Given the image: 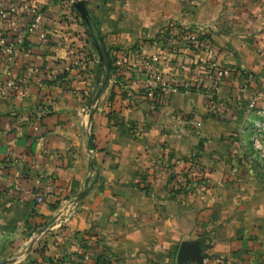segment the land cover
Returning a JSON list of instances; mask_svg holds the SVG:
<instances>
[{"label":"crops","instance_id":"1","mask_svg":"<svg viewBox=\"0 0 264 264\" xmlns=\"http://www.w3.org/2000/svg\"><path fill=\"white\" fill-rule=\"evenodd\" d=\"M32 1L44 12L40 27L13 59L0 50V259L176 264L180 243L197 241L202 264H264V130L256 148L252 127L264 118V0H83L106 48L134 74L139 44L174 84L208 76L209 61L230 70L214 97L201 87L159 104L136 94L130 108L109 100L110 77L91 116L99 57L84 23L66 0ZM168 22L203 29L211 52L182 48L183 66L165 52L152 61ZM27 64L36 78L5 89ZM189 157L208 174L205 190L137 186L158 165ZM49 179L36 203L32 192Z\"/></svg>","mask_w":264,"mask_h":264},{"label":"built area","instance_id":"2","mask_svg":"<svg viewBox=\"0 0 264 264\" xmlns=\"http://www.w3.org/2000/svg\"><path fill=\"white\" fill-rule=\"evenodd\" d=\"M43 19L44 12L42 8L32 0H0V50L9 56V58L13 59L17 48L22 46L30 38L33 31L40 27ZM9 32L15 34L13 42H8L6 38ZM203 33L206 34L207 32L200 28H183L174 22H168L156 38L158 43L156 42L155 52L150 59L157 61L159 59V53L165 52L173 56V63L175 61L177 66H183L177 60V55L182 48L189 51L198 50L209 54L213 47V41L210 35L208 39H201L199 35ZM136 51L139 55V60L142 62V66L139 72H137L138 74L130 72V68L123 55L117 54L116 51L110 50L109 52L116 72L122 76L120 90L125 93L121 97V100L125 105L136 103V94H142L147 98L155 96V100L158 103H164L171 92L189 91L193 85L198 88L201 87L208 96L214 97L223 80L230 75L228 68L218 66L213 61H209L207 63L209 70V73H207L208 76L198 72L194 74L191 80H183L174 84L164 80L159 71L149 63L145 45L139 44ZM173 65L176 66V64ZM69 68V66L65 67V69ZM37 74L38 69L27 64L25 66V72L17 80L8 77L3 87L5 89H10L14 86L24 88L29 84L31 78H36ZM131 74L132 78L130 79L129 76ZM128 88L133 89L134 95L128 92ZM256 100L257 97L255 96L250 99L248 104L250 109L255 106ZM252 127L254 136L256 137L259 132L264 130V118L262 120H256ZM254 143L256 147H260L257 139L254 140ZM89 151L92 152L91 149ZM171 178L172 180L170 181ZM162 182H168L174 189L182 188L185 191H200L208 187L209 177L197 158L189 157L185 161H172L168 164L162 163L155 167L153 176L150 178L149 188L154 189ZM50 191L51 180L49 179L48 183L42 189L32 192L35 202L42 203L45 194ZM86 258L87 255L84 254L83 259ZM246 264L256 263L247 262Z\"/></svg>","mask_w":264,"mask_h":264},{"label":"water","instance_id":"3","mask_svg":"<svg viewBox=\"0 0 264 264\" xmlns=\"http://www.w3.org/2000/svg\"><path fill=\"white\" fill-rule=\"evenodd\" d=\"M71 6L74 12L81 18L83 21L86 30L89 33L93 47L99 57L98 66L104 64V74L102 78L97 79L99 84L96 95L92 100L94 107L90 108L89 115L91 116L94 108L96 106L97 100L99 99L101 93L107 86L109 79L111 77V62L108 56V50L106 48L103 37L101 36L98 26L94 21V18L91 12L87 9L83 0H72ZM81 196V194H80ZM204 254L202 248L197 241H182L179 245L178 251L176 253V264H188L189 262H195L197 264H202L204 259ZM12 261L9 259H4L0 261V264H9Z\"/></svg>","mask_w":264,"mask_h":264},{"label":"trees","instance_id":"4","mask_svg":"<svg viewBox=\"0 0 264 264\" xmlns=\"http://www.w3.org/2000/svg\"><path fill=\"white\" fill-rule=\"evenodd\" d=\"M70 9H71V11H73L74 12V10H73V8H72V6L70 5ZM81 23L83 24V22L81 21ZM199 37L201 38V39H208V37H209V34H205V33H203V34H201V35H199ZM108 50V56H109V59H110V62H111V77L113 78V86H112V88H111V90H110V96H109V100L111 101V100H114L115 98H121L122 96H123V94L125 93V92H123V91H121L120 90V83L122 82V76H121V74H118L117 72H116V69H115V66L112 64V57L110 56V54H109V52H110V50L111 49H107ZM104 64H102V65H100V66H96L95 68H94V70H93V73H94V76H95V83H96V86H95V89H96V91H97V88H98V86H99V84L97 83V79H98V77L99 78H101V76L104 74ZM206 67H207V65H206ZM211 70V69H210ZM207 71H209L208 70V68H207ZM209 73V72H208ZM134 74V73H133ZM129 78L131 79L132 78V74H131V76H129ZM117 88V89H116ZM196 88V86H192V89H195ZM140 92H141V90H140ZM114 97V98H113ZM151 102L153 103V104H159L158 102H156V100H155V96H152L151 98ZM134 106V104H126L125 106H123L124 108H130V107H133ZM111 115V114H110ZM111 117V116H110ZM113 120H114V118H113ZM90 148H92V144H91V147ZM186 159H188V158H185V159H183L184 161L186 160ZM153 176V170L149 173V174H146L145 175V177L143 178V179H141L140 181H138L137 182V186L140 188V189H143V190H147V189H149V187H150V178ZM172 180V178L170 179V181ZM172 190H174V191H176V192H178V191H184V190H182V188H178V189H174V188H172ZM102 260V259H101ZM101 260L99 259V261L101 262Z\"/></svg>","mask_w":264,"mask_h":264},{"label":"rangeland","instance_id":"5","mask_svg":"<svg viewBox=\"0 0 264 264\" xmlns=\"http://www.w3.org/2000/svg\"><path fill=\"white\" fill-rule=\"evenodd\" d=\"M67 1H68V2L70 3V5H71V1H72V0H66V2H67ZM76 16L79 18V20H81V18H80L77 14H76ZM81 21H82V20H81ZM206 69H207V67H206ZM102 76H103V75H102ZM102 76H101V78H102ZM254 139H257V136H256V137L254 136ZM255 143H256V142H255ZM257 143H258V142H257ZM258 145H259V144H258ZM255 147H256V146H255ZM256 148H260V147H256ZM4 259H6V258L0 259V261H1V260H4ZM8 259H9V258H8Z\"/></svg>","mask_w":264,"mask_h":264}]
</instances>
